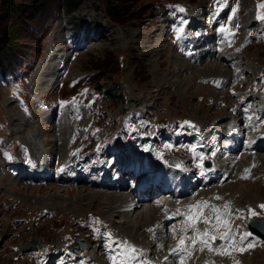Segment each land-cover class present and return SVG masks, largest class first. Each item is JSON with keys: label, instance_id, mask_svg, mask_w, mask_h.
Returning <instances> with one entry per match:
<instances>
[{"label": "rangeland", "instance_id": "rangeland-1", "mask_svg": "<svg viewBox=\"0 0 264 264\" xmlns=\"http://www.w3.org/2000/svg\"><path fill=\"white\" fill-rule=\"evenodd\" d=\"M66 2L0 0V42L9 40L10 60L24 59L29 65L25 68L18 64V68L34 75L33 84L29 82L32 98L46 99L54 96L49 92L55 87L61 89L62 83L49 90L41 83L38 68L41 64V68H56L65 56L66 45H70L67 38L72 25L91 21L92 29L97 26L104 35H97L99 39L89 45L87 52L73 56L66 80L72 85L84 74L89 79L94 75L90 83L84 84V77L75 87L86 93L84 85L101 86L109 97L102 98L106 93L96 96L93 103L90 89L87 102L69 108L63 103L49 116L40 117L34 116V108L40 105L36 100L29 104L33 117L25 119L7 104V92L0 87V125L6 126L8 135L0 145L24 157L25 142L34 152L39 144V152L33 155L32 151L30 158L40 163L44 151L57 168L61 167L50 173L51 184L39 183L35 174V182L28 183L31 187L10 179L3 174L5 169H0V264H95L87 255L72 257L65 252L81 233L91 243L94 259H98L96 253L101 257L99 264H264V242L247 230L251 218H264V208L260 207L264 205V152L254 148L229 155L223 145L226 130L220 124L239 120L245 125L247 137L264 142V19L258 18L264 15L260 7L264 1L81 0L71 11H67ZM224 4H233L231 11L228 7L221 10ZM155 28L158 32L151 35ZM179 28L183 32L178 34ZM53 51L56 55L52 60ZM175 56L187 64L181 66L185 74L172 65L173 58L178 61ZM22 79H16L13 85ZM182 119L192 122L195 129L181 125ZM164 120L167 126L160 128L157 124ZM143 152L151 153L156 163L170 156L180 159L197 175H201L204 160L218 154L217 162H227L229 179L203 187L198 178L190 179L193 182L182 181L179 176L171 178L183 192L167 197L163 214L157 211L161 205L156 208L147 204L156 216L146 226L150 234L131 237L126 228L140 220L136 213L124 210L130 208L127 190L131 181L125 167L136 163L135 153ZM98 171L102 173L99 177ZM208 171L205 175L211 178ZM86 180L89 184L81 186ZM241 181L249 183L251 190L245 189ZM110 194L121 202L111 204ZM201 202L209 207L202 211L189 209ZM119 205L124 215L115 211ZM213 207L221 211L220 227H216ZM177 209L181 214H175ZM196 212H200V219L194 228L188 227L191 221L185 214ZM88 213L99 217L97 227L78 222ZM223 219L231 239H221L220 231L227 229ZM208 227L221 228L219 234L208 232L211 250L199 242L193 245L197 232L203 234ZM245 229L250 235L241 252L238 242L246 234ZM212 236L216 239L211 240ZM181 237H187L181 246L185 250L173 252ZM36 239L47 242L52 253L56 247L62 248L65 255L55 254L52 261H46L39 252L20 251ZM135 242V246L148 245L147 253L130 251L129 246ZM249 243L254 246L248 248ZM104 252H113L116 260Z\"/></svg>", "mask_w": 264, "mask_h": 264}, {"label": "bare ground", "instance_id": "bare-ground-1", "mask_svg": "<svg viewBox=\"0 0 264 264\" xmlns=\"http://www.w3.org/2000/svg\"><path fill=\"white\" fill-rule=\"evenodd\" d=\"M198 11V10H197ZM196 11V12H197ZM155 32H158V29L157 28H155V31H153L152 33H151V35L153 34V33H155ZM56 34V33H55ZM149 35V34H148ZM145 38H147V37H145ZM151 38V37H150ZM105 39V38H104ZM114 39V38H113ZM112 39V40H113ZM111 40V41H112ZM235 48V47H234ZM236 50V49H235ZM197 54H198V51H197ZM201 53H199V55H200ZM151 55V54H150ZM196 55V54H195ZM210 55V54H209ZM230 55V54H229ZM201 56V55H200ZM176 57V56H175ZM199 57V56H198ZM197 58V57H196ZM205 58V57H204ZM176 59L178 60L177 62H175V60H174V58H173V62H172V65H175V66H179V68L181 69L180 71H182V67L181 66H183V67H185V66H187V64L185 63V62H182V59L180 58V59H178L177 57H176ZM207 59H209V58H207ZM201 60V59H200ZM197 61V60H196ZM195 62V61H194ZM198 62V61H197ZM175 63V64H174ZM209 66V65H208ZM215 66H216V64H215ZM41 67H42V64L40 65V67L38 68V73H40L41 72ZM44 68V67H43ZM192 69V68H191ZM210 69H211V67H210ZM222 69V68H221ZM186 70H190L189 68H185V70L184 71H186ZM179 70L177 71V72H180ZM183 72V71H182ZM196 72V71H195ZM227 72V71H226ZM171 73V71L169 72V74ZM184 73V72H183ZM186 73V72H185ZM184 73V74H185ZM224 73V72H223ZM172 74V73H171ZM212 74V73H211ZM48 74L47 73H44V72H42V74H40V77H41V80H43V83H47L49 80L48 79H53V77H54V75L53 76H47ZM209 75V74H208ZM213 75H215V74H213ZM226 76V75H225ZM224 76V77H225ZM209 77H211V76H209ZM194 78V77H193ZM187 79V78H186ZM179 82H181V81H179ZM210 82V81H209ZM214 82V81H213ZM184 84V83H183ZM44 86L46 87V85L44 84ZM185 86H187L186 85V83L184 84V87ZM241 90V89H240ZM187 90H184V91H182V93H184V92H186ZM125 92V91H124ZM223 93V92H222ZM259 102V101H258ZM104 103V102H103ZM161 104V103H160ZM262 108V107H261ZM220 110H221V108H219ZM223 109V108H222ZM255 109V108H254ZM125 120V119H124ZM175 121V120H174ZM176 122V121H175ZM206 124V123H205ZM169 126V125H168ZM220 126V125H219ZM177 127V126H176ZM224 127V126H223ZM250 127V126H249ZM172 128V127H171ZM220 130H221V128H219ZM224 129V128H223ZM210 130H211V128H210ZM226 130V129H225ZM224 130V131H225ZM179 131V130H178ZM213 132V131H212ZM215 133V132H214ZM218 133H219V131H218ZM226 133V132H225ZM181 134V133H180ZM218 135V134H217ZM216 136V135H215ZM222 137V136H221ZM216 144V143H215ZM193 146V145H192ZM217 147V146H216ZM223 147V146H222ZM190 148V147H189ZM215 149H217V148H214V150ZM221 149V148H220ZM213 150V149H212ZM215 152V151H214ZM218 155V154H217ZM222 155V154H221ZM248 160H250V159H248ZM259 160V159H258ZM263 160V159H262ZM251 161V160H250ZM252 162V161H251ZM196 163V162H195ZM256 163V162H255ZM253 164V163H252ZM191 165V164H190ZM238 165V164H237ZM247 165V164H246ZM249 165V164H248ZM259 165H260V162H259ZM258 165V166H259ZM194 166V165H193ZM197 166V165H196ZM196 166H195V168H196ZM215 166V164H214V162H213V167ZM257 166V165H256ZM233 167V166H232ZM237 167V166H236ZM250 167V166H249ZM182 168V170H179V172L178 173H180L182 176H184V177H186V178H188V175H189V172L187 171V168H184V166H182L181 167ZM233 168H235V167H233ZM232 169V168H231ZM99 170V169H98ZM235 170H237V169H235ZM234 170V171H235ZM239 170V169H238ZM237 170V171H238ZM234 171H232V172H234ZM241 171V170H240ZM106 172H108V171H106ZM105 172V173H106ZM177 172V171H176ZM230 172V171H229ZM251 172V171H250ZM196 173H197V171H196ZM208 173H210L212 176H211V178L209 177V184H210V182H212V181H214V179L215 178H217V177H215V174H216V170L214 169V168H212V169H210L209 171H208ZM235 173V172H234ZM233 173V174H234ZM236 173H238V172H236ZM253 173H255V172H253ZM239 175V174H238ZM90 176V175H89ZM249 177H250V175H248ZM247 176V177H248ZM99 177V176H98ZM215 177V178H214ZM234 177H236V176H234ZM177 178H178V176H177ZM102 179V178H101ZM182 180V179H181ZM241 180V179H240ZM183 181V180H182ZM235 181V180H234ZM245 181V180H244ZM242 182V181H241ZM262 182V181H261ZM243 183V182H242ZM257 183V182H256ZM244 185H245V189H247V190H251L248 186L250 185L249 183H243ZM263 184V183H262ZM258 185V184H257ZM261 185V184H260ZM264 185V184H263ZM199 186H200V184H199ZM226 186V185H225ZM140 188V189H139ZM166 188H168V186H166L165 187V189ZM264 188V187H263ZM137 189H139V190H137L136 192H135V194H133V195H136L138 198H139V200H136L135 198H132L131 199V202L133 203V204H136L137 206L136 207H133V209H131V210H129V209H127V210H125V212H133V214L134 213H136V218H137V220H140L139 221V223L137 224V225H135V226H133V227H130V226H128L126 229H127V231H129V232H132V233H129V232H127L128 234H130V235H132L131 237H134V236H139V237H141L142 238V236L144 237L145 235H147V234H149L150 233V231H149V228H147L146 226H148L155 218H156V216H155V210H153V209H150L149 208V205H147V204H150L151 203V200L152 199H150L149 197H146V199L145 200H142L141 198H140V196H141V194L145 191L144 190V187L142 188V187H138ZM253 189V188H252ZM211 190V189H210ZM60 191V190H59ZM62 191V190H61ZM63 192H66V191H63ZM67 193H69V191L67 192ZM129 194V193H128ZM247 196H249V192H248V195ZM95 199V198H94ZM236 199V198H235ZM108 200H109V202L110 201H112L113 200V202H110L111 204L112 203H120L121 201L119 200V198L117 199H114L112 196H111V194L109 195V197H108ZM234 200V199H233ZM239 200V199H238ZM228 202V201H227ZM228 204V203H227ZM118 208V209H117ZM116 209H115V211L116 212H121L120 211V208H121V206L119 205V207H117ZM108 209V208H107ZM112 213H114L113 211H114V209H109ZM139 210V211H138ZM220 210V209H219ZM124 211V210H123ZM122 211V212H123ZM138 211V212H137ZM120 213V214H125V213ZM219 212H221V211H219ZM226 214V213H225ZM224 214V215H225ZM122 215V216H123ZM221 215V214H220ZM109 217H113V215H110ZM227 217V216H226ZM229 217V216H228ZM210 218V217H209ZM211 218H212V216H211ZM216 218V217H215ZM214 218V219H215ZM200 219V218H199ZM230 219V218H229ZM232 219V218H231ZM231 219H230V221H231ZM212 220V219H211ZM224 220V219H223ZM227 220V219H226ZM159 221V220H158ZM222 221V220H221ZM237 221V220H236ZM161 222V221H160ZM224 222H225V220H224ZM233 222V221H232ZM231 223V222H230ZM212 225V224H211ZM228 225V224H227ZM225 226V225H224ZM217 227V226H216ZM220 227V226H219ZM209 228V227H208ZM236 228V227H235ZM221 229V228H220ZM220 229H215V228H209V230H208V232L210 231V232H214V233H217V232H219V230ZM132 230V231H131ZM228 229H226L225 231H220L221 233H224V232H226ZM231 230H233V229H231ZM236 230V229H235ZM205 232V231H204ZM232 232V231H231ZM217 234H219V233H217ZM233 234V233H232ZM195 235V234H194ZM148 236H150V235H148ZM232 236V235H231ZM230 236V237H231ZM136 237H135V239H136ZM192 237V236H191ZM195 237V236H194ZM192 239V238H191ZM231 239V238H230ZM144 240H145V242H146V237L144 238ZM144 240L142 241V244H144L145 242H144ZM236 241V240H235ZM228 242V241H227ZM231 243V242H230ZM233 243H234V241H233ZM200 244V243H199ZM235 244V243H234ZM264 244V243H263ZM232 245V244H231ZM200 246V245H199ZM226 246V245H225ZM228 246V245H227ZM233 246V245H232ZM205 247V246H204ZM25 248V247H24ZM225 248V247H224ZM146 249L148 250L149 249V247H148V245H147V247H146ZM158 250H159V252L160 251H162V250H160L159 248H157ZM206 249V248H205ZM233 249V248H232ZM91 253H89V254H86L87 256H89L88 258L90 259V257L91 258H93L94 259V255L92 254V251L91 250H89ZM97 251V250H96ZM228 251V250H227ZM230 251V250H229ZM239 252V251H238ZM224 253V252H223ZM226 253V252H225ZM237 253V252H236ZM240 253V252H239ZM229 254V253H228ZM237 255V254H236ZM235 255V256H236ZM231 256V255H230ZM162 258V257H161ZM94 260H96V259H94ZM213 262V261H212ZM235 263V262H234ZM233 264V263H232Z\"/></svg>", "mask_w": 264, "mask_h": 264}, {"label": "snow or ice", "instance_id": "snow-or-ice-1", "mask_svg": "<svg viewBox=\"0 0 264 264\" xmlns=\"http://www.w3.org/2000/svg\"><path fill=\"white\" fill-rule=\"evenodd\" d=\"M260 7H261V8H264V4L260 5ZM181 11H183V10L181 9ZM258 18H259V19H264V15L258 16ZM221 31H224V29H221ZM182 32H183V29H182V28L177 29V33H178V34H179V33H182ZM186 123H187V122H186ZM190 126H191V125H190ZM8 158L11 159L10 156H9ZM217 198H219V197H217ZM206 207H209V205H208L206 202H201V203H199V204H197V205H195V206L190 205V206H189V209L196 208V209H199V210L202 211V209H203V208H206ZM260 207L264 208V205H261ZM227 208H228V205H225V209H227ZM212 211L215 212V213H217V215H216V221H217V227H218L219 224H220V222H221V216H220L219 210L213 207V208H212ZM175 214H177V215L181 214V213H180V210L177 209ZM185 215H187V219H188L189 221H191V223L188 224L187 226H188V227H193V228H194L195 223H196V220L199 219L200 212H196V213H193V214H191V215H188V214H185ZM252 215H255V213L253 212ZM204 222H205V223H208L209 221H208V220H205ZM225 227H226V228L228 227V225H227L226 222H225ZM149 231H151V229H149ZM208 235H209V234H208L207 229L205 230V232H204L203 234L197 232V234H196V239L193 240V245H195L197 242H199L200 244L209 247V249L211 250V245H210V243H209ZM249 235H250V234L246 233V234H244L243 236L240 237V241L238 242V243H239V251H241V252L244 251L243 242H244V240H245ZM186 238H187V237H181V239H180V243H179V245L177 246V249H174L173 252H176V251H178V250H179V251H184V250H185V249L181 248V246L184 244V240H185ZM229 238H230V231H226V232H224V233L221 234V239L227 240V239H229ZM210 239H211V240H215L216 237H215V236H212V237H210ZM253 246H254V245H253L252 243H249V244L247 245L248 248H251V247H253ZM218 248H219V249H223L224 246H223V245H220V246H218ZM233 248L235 249V248H236V245H233ZM129 250L132 251V252L135 251V249H134V248H131L130 246H129ZM129 258H131V257H129ZM115 259H116V258L113 257V260H114V261H115ZM122 264H123V262H122Z\"/></svg>", "mask_w": 264, "mask_h": 264}, {"label": "water", "instance_id": "water-1", "mask_svg": "<svg viewBox=\"0 0 264 264\" xmlns=\"http://www.w3.org/2000/svg\"><path fill=\"white\" fill-rule=\"evenodd\" d=\"M248 227H249L250 231H251L253 234L259 236L261 239L264 240V220L261 221V220H259V219H252V220L250 221ZM38 243L41 244L42 241L39 240V239H36V240H34L32 243L27 244V245L25 246V248H26V249H33V248H36ZM82 248H83V247L79 248L78 246H76V247L74 248V250H75L77 253H79V252L82 250Z\"/></svg>", "mask_w": 264, "mask_h": 264}, {"label": "trees", "instance_id": "trees-1", "mask_svg": "<svg viewBox=\"0 0 264 264\" xmlns=\"http://www.w3.org/2000/svg\"><path fill=\"white\" fill-rule=\"evenodd\" d=\"M80 2L81 0H67V5L65 7L67 8V11H71L72 9H75L80 4ZM8 41L9 40L6 41V39L4 38V40L0 42V69H2L3 62L5 60H10L8 54L10 53L9 50L11 48Z\"/></svg>", "mask_w": 264, "mask_h": 264}]
</instances>
